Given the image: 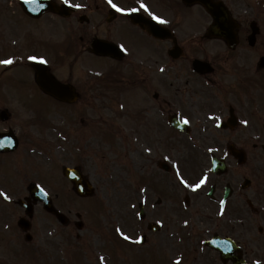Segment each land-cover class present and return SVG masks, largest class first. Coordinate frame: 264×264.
<instances>
[{"label":"flooded vegetation","instance_id":"obj_1","mask_svg":"<svg viewBox=\"0 0 264 264\" xmlns=\"http://www.w3.org/2000/svg\"><path fill=\"white\" fill-rule=\"evenodd\" d=\"M72 1L68 16L56 14L62 23L48 24L67 34L58 43L64 46V55L65 47H78L84 57L101 60L107 91L119 94L118 105L133 104V109L124 107L133 111L134 125L127 131L121 129L122 138L132 134L138 143L147 144L151 150L146 156L148 169H155L157 141L164 144L167 153L166 143L171 140L175 117L188 121L196 129L192 141L200 143V156L205 159L215 156L217 162L222 159L226 165L222 172L220 165L217 172L204 168L205 173L201 174L206 183L190 193L192 201L211 210L218 233L235 239L249 264L261 259L264 256V0H216L222 1L236 20L226 19L218 26L227 27L232 40L209 36L207 31L213 19L203 0L115 2L118 7L139 8L136 13L159 16L166 21L158 22L159 27L166 28L163 38L135 23L130 17L134 12H118L105 0L94 5L93 0H84L81 3L85 7L79 3V8ZM57 2L65 4V0ZM141 3L147 5V10L140 8ZM83 14L89 16L86 23H81ZM98 39L103 45L120 47L119 54L92 53V45ZM204 46L212 50L205 53ZM206 59L215 68L212 73L194 66L196 61ZM65 72L60 66L54 69L60 79L73 82L84 94L80 101L90 105L87 94L95 85L87 82L92 78H80L84 85L80 79L75 80L72 71L69 78ZM241 155L243 160L238 159ZM206 165L205 161L202 167Z\"/></svg>","mask_w":264,"mask_h":264},{"label":"rangeland","instance_id":"obj_2","mask_svg":"<svg viewBox=\"0 0 264 264\" xmlns=\"http://www.w3.org/2000/svg\"><path fill=\"white\" fill-rule=\"evenodd\" d=\"M1 7L6 6L4 4L0 5ZM16 18L20 19L19 16ZM48 20L51 24L60 23L53 18ZM52 30L50 26L41 27L33 37L31 36L30 46L41 50V53L47 52L53 56L54 49L50 46ZM15 71L14 69L12 73ZM20 76L28 78L27 75ZM13 85L10 90L15 91L19 99L1 98L12 101L8 104L12 112L10 125L20 134L24 132L26 136H30L29 138L32 139L30 140L35 142L30 144L29 140L26 147L7 158L9 159L7 161H11L8 168L14 164L13 171L0 166V171H3L0 172V183H11L9 177L18 178L24 171L35 176L39 170V175H42L41 170H43L53 182L63 184L62 189L59 188L58 191L57 206L69 216L71 221L78 220L76 214L81 213L83 227L81 230L73 224L63 227L38 204L32 220L33 238L28 242L16 224L18 217L24 215V210L0 200V264H176L177 261L174 262V259L181 260L182 264H215L211 252L205 260L198 251L200 246L197 243V236L192 234L190 228L199 221V208L195 205L189 210L184 208L180 196L182 190L174 176L175 173L165 176L156 169L154 174L147 175L150 181L146 193L150 196V204L145 206L146 221H141L138 217L137 198L140 197L141 200L146 193L144 191L140 195L135 185L137 177L145 179L144 175L148 174V160L136 154L133 144H122L121 140L117 142L118 138L110 141L111 136L108 137L109 140L105 137L102 139L101 129H105V126L97 128L99 132L97 129L94 133L84 132L87 136L85 143L80 139H78L79 144H74L76 141L71 143L66 139L61 142L57 139L53 126L42 129L43 124L39 127L36 123H30L29 120L35 116V113L18 110L23 109L19 102L22 101L28 108L32 106L41 108L42 104L47 105L51 112L46 115V119H52L55 125L65 124L63 119L70 118L63 114L67 109L53 106L52 101L48 102L40 93L30 88L22 91L14 83ZM11 92L10 94L13 95L14 93ZM0 96H9V94H0ZM16 102L18 103L15 104ZM83 112L84 114L78 119L79 122L87 118V120L93 119V124L97 123L94 117L98 116L96 118L98 119L101 113V111ZM109 112L111 111H102L107 117L110 115ZM48 115L50 116L47 117ZM4 125L8 126L6 123ZM4 125L1 123L0 130ZM115 130L113 129L115 134H118ZM38 135L46 138L43 139L45 143L33 139H40ZM182 138L172 133L171 140L166 145L173 151V158L181 162L184 176L188 175L191 178L199 173L196 169L199 166L190 161L194 160L193 158H187L188 151L191 154L192 150L187 149ZM76 146H80L83 152H76ZM5 158L6 155L0 156V162H4ZM77 161H81L85 171L94 180L97 187L94 197L87 199L77 197L71 191L69 184L62 180V168L57 164L73 165ZM1 175H4L2 180ZM46 188L51 191L50 186ZM163 191L166 199L161 196ZM11 193L13 192L5 191L0 187V198ZM19 194H24V191ZM52 194L55 195L56 192L52 191ZM158 197H162L163 200L160 206L155 204V199ZM98 201L99 207L96 208L95 203ZM147 220L163 223L164 227L161 231L152 233L146 229ZM185 221L187 225L184 224ZM69 232L74 233L75 239L67 238ZM142 234L147 235L145 247L136 242ZM126 236L131 239H125Z\"/></svg>","mask_w":264,"mask_h":264},{"label":"snow or ice","instance_id":"obj_3","mask_svg":"<svg viewBox=\"0 0 264 264\" xmlns=\"http://www.w3.org/2000/svg\"><path fill=\"white\" fill-rule=\"evenodd\" d=\"M68 2H69V0H65V3H68ZM108 4L111 5L112 8L116 9V11H118V12H122V13L129 12V11H131V12H136V11H139V10H140L139 8H136V9H125V8H122V7H118L115 3H113V0H108ZM75 6L78 7V8L81 7V5H79V4H77V5H75ZM140 8H143V9L147 10V5L141 3ZM152 18H153L154 20H157V21L160 22V23H166V21L162 20L159 16H155V15H153ZM121 47L123 48V45H121ZM29 59L35 60L36 57H29ZM41 62H42V63H47V61H43V60H42ZM12 63H13V61L10 60V59H8V60H0V64L10 65V64H12ZM244 123L247 124V121H244ZM149 151H151V150L149 149ZM185 183H186V182H185ZM204 183H205V180L202 179V180H200V182H199L198 184H196L194 187H195V188H200L201 185H203ZM121 235H123V233H121ZM125 239H131V237H127V236H126ZM141 239H142V238H141ZM136 242H137V243H140L141 240H137ZM257 264H260V262L257 261Z\"/></svg>","mask_w":264,"mask_h":264},{"label":"water","instance_id":"obj_4","mask_svg":"<svg viewBox=\"0 0 264 264\" xmlns=\"http://www.w3.org/2000/svg\"><path fill=\"white\" fill-rule=\"evenodd\" d=\"M41 86H42V85H41ZM45 89H46V90H49L48 88H45ZM50 92H52V94H54V95H56V96L59 97V92H58L56 89L53 88ZM66 174L72 178V180H73V182H74L75 184H78V188H79V191H80L81 193H83V194H87V193H88V192L85 190V188H84V182H83V180H82L80 174H78V173H76L75 171H72V170L68 171V173H67V170H66ZM46 207H47V209H49V210L52 211V208H51L49 202L46 203Z\"/></svg>","mask_w":264,"mask_h":264}]
</instances>
